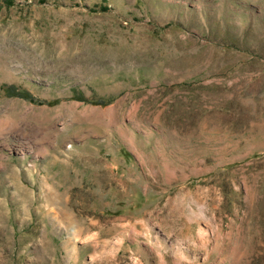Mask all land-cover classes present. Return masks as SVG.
Masks as SVG:
<instances>
[{"label": "rangeland", "instance_id": "374dc122", "mask_svg": "<svg viewBox=\"0 0 264 264\" xmlns=\"http://www.w3.org/2000/svg\"><path fill=\"white\" fill-rule=\"evenodd\" d=\"M0 264H264V0H0Z\"/></svg>", "mask_w": 264, "mask_h": 264}, {"label": "bare ground", "instance_id": "6f19581e", "mask_svg": "<svg viewBox=\"0 0 264 264\" xmlns=\"http://www.w3.org/2000/svg\"><path fill=\"white\" fill-rule=\"evenodd\" d=\"M52 196H53V195H52ZM51 203H52V202H51ZM54 204H55V203H54ZM54 204H53V205H54ZM75 233H76V232H75Z\"/></svg>", "mask_w": 264, "mask_h": 264}]
</instances>
